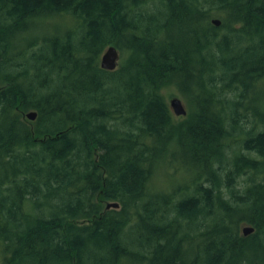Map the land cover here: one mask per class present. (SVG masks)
Returning <instances> with one entry per match:
<instances>
[{"label": "trees", "instance_id": "1", "mask_svg": "<svg viewBox=\"0 0 264 264\" xmlns=\"http://www.w3.org/2000/svg\"><path fill=\"white\" fill-rule=\"evenodd\" d=\"M260 89L264 0H0L1 264H264Z\"/></svg>", "mask_w": 264, "mask_h": 264}, {"label": "rangeland", "instance_id": "2", "mask_svg": "<svg viewBox=\"0 0 264 264\" xmlns=\"http://www.w3.org/2000/svg\"><path fill=\"white\" fill-rule=\"evenodd\" d=\"M69 20L67 19V17L63 18L62 20H56L53 22V24H51L48 28H49V31H48V34H51L53 31H59L60 32H63L64 30H67L68 27L67 25H69ZM121 60H120V64H122L123 62V54H121ZM261 91V89H260ZM264 91V89H263ZM263 91L262 94H263ZM164 96L165 98L167 99V102L170 104V101L175 98V97H178L180 98L183 103L185 104L187 110H188V115L185 116V117H178L174 114L176 120L178 122H183L185 120H187L189 118V116L192 114L193 112V105L190 104L187 99L185 98V96L179 91L177 90L176 87H172V88H169L167 90H165L164 92ZM258 128H260V126L258 125ZM184 168L182 165L179 164V167L178 168ZM173 169L175 170V168H173V166H171L170 168L168 169H165V168H161L159 171L156 172L155 176H154V179H153V185L154 187H162V186H167L168 183H171V182H174L173 184H170L169 187H171L172 185L176 184L177 181H173V180H180L178 183H190L191 180L193 181L194 179V175L192 172H189L187 173L185 170H181V171H178L172 178V173L174 172ZM185 169V168H184ZM261 179V178H259ZM182 181V182H181ZM177 183V184H178ZM1 258H0V264H1Z\"/></svg>", "mask_w": 264, "mask_h": 264}, {"label": "water", "instance_id": "3", "mask_svg": "<svg viewBox=\"0 0 264 264\" xmlns=\"http://www.w3.org/2000/svg\"><path fill=\"white\" fill-rule=\"evenodd\" d=\"M211 22L216 27H220L222 25V20L219 18H213ZM120 60H121L120 51L118 50L117 47L111 45L103 53L101 60H100V66L102 69L106 71H114L119 67ZM169 106L172 109L173 113L178 117H185L188 115V110L185 104L178 97L173 98L170 101ZM25 117L29 121H35L38 117V113L36 111H31V112L26 113ZM119 208H120V203L115 202V201L109 202L106 205V210L119 209ZM242 230H243V235L246 237L250 236L251 234L255 232V228L249 225L244 226Z\"/></svg>", "mask_w": 264, "mask_h": 264}, {"label": "bare ground", "instance_id": "4", "mask_svg": "<svg viewBox=\"0 0 264 264\" xmlns=\"http://www.w3.org/2000/svg\"><path fill=\"white\" fill-rule=\"evenodd\" d=\"M27 84V83H26ZM37 84V83H36ZM29 85V84H28ZM34 86V85H33ZM37 86V85H36ZM33 88V87H32ZM55 148V147H54ZM53 150V149H52ZM57 150V149H56ZM87 167V166H86ZM94 169V168H93ZM0 170H2V168L0 169ZM97 170V169H96ZM87 171H89V170H87ZM1 172V171H0ZM92 173V172H91ZM2 174V173H1ZM86 174V173H85ZM88 174V173H87ZM95 175V174H94ZM82 176V175H81ZM85 176V175H84ZM78 177V176H77ZM93 178V177H92ZM91 178V179H92ZM85 179V178H84ZM89 179V178H88ZM96 179V178H95ZM78 180V179H77ZM91 181V180H90ZM97 182V181H96ZM79 183V182H78ZM81 183V182H80ZM87 183V182H86ZM73 184V183H72ZM88 184V183H87ZM73 187H74V185H72ZM76 186V185H75ZM78 190V189H77ZM83 193V192H82ZM76 194V193H75ZM80 194V193H79ZM153 196V195H152ZM158 196V195H157ZM157 199V198H156ZM157 201H158V199H157ZM134 203V202H133ZM157 203V202H156ZM124 205V204H123ZM127 210V209H126ZM128 212V211H127Z\"/></svg>", "mask_w": 264, "mask_h": 264}]
</instances>
